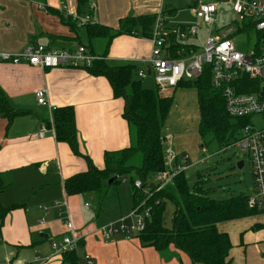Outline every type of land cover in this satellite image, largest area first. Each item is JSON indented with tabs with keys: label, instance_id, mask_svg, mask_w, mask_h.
I'll return each instance as SVG.
<instances>
[{
	"label": "crops",
	"instance_id": "obj_1",
	"mask_svg": "<svg viewBox=\"0 0 264 264\" xmlns=\"http://www.w3.org/2000/svg\"><path fill=\"white\" fill-rule=\"evenodd\" d=\"M162 10L161 0H89L82 7L76 0H0V50L18 52L32 44L71 49L89 42L92 52L108 63L137 66L145 64L150 52L139 27L108 41L106 35L88 36L80 18L87 16L90 24L116 29L128 15H152L155 20ZM41 88L51 106L72 107L78 150L96 167H103L105 151L126 147L132 140V128L122 117L123 100L113 95L105 77L81 67L0 63V89L14 108L26 110L9 123L0 116V176L5 184L0 204H19L8 211L0 229V264H69L50 247L52 240L69 234L66 217L82 237L76 264H86L84 253L94 264H190L185 257L178 261L172 251L160 253L142 246L133 235H101L99 228L126 214L130 200L126 211L105 221L97 215L100 210H85L83 194L65 193L64 180L86 170L87 163L50 130L38 136L42 124L50 128L52 124V111L36 101L35 92ZM176 163L184 165L178 158ZM39 205H48V212Z\"/></svg>",
	"mask_w": 264,
	"mask_h": 264
},
{
	"label": "trees",
	"instance_id": "obj_2",
	"mask_svg": "<svg viewBox=\"0 0 264 264\" xmlns=\"http://www.w3.org/2000/svg\"><path fill=\"white\" fill-rule=\"evenodd\" d=\"M88 1L76 0L77 6L82 7ZM153 22L152 15L137 17L128 15L120 20L116 29L96 23H86L84 27L88 36L106 35L109 41L114 35L134 33L136 27L140 28L141 35L147 36ZM84 45L90 49L89 42ZM185 46L187 48L192 46L197 50L193 43H187ZM137 67L131 63L109 64L104 56L93 60L91 66L86 67L90 75L105 77L113 95L122 98V117L132 128L131 143L118 150L105 151L103 167H96L88 156L78 150L72 107H56L52 111V126L56 140L66 142L72 153L83 155L87 163L86 170L64 180L65 193L74 195L93 192L96 193L100 204L110 184L133 173L141 186L135 187V180L132 181L130 177L133 183L130 209L143 200L151 207L143 230L133 235L142 246L151 247L160 253L172 251L178 261L185 257L190 264H229L230 241L226 233L217 230L216 223L261 213L264 209L259 206L250 207L249 196L243 193L217 200L209 197V188L206 190L201 185H194L191 189L183 170L173 176L171 183L154 192V186L158 183L157 174L166 169L165 137L161 133L160 125L171 105L172 96H161L158 89L144 87L141 79L137 78ZM181 85H193L197 91L200 135L212 134L222 147H226L230 140L235 141L239 136L238 131L248 118L231 117L227 114L220 88H215L211 83L209 65L203 66L197 78L181 81L177 86ZM24 113L26 110L14 108L0 89V116L9 123L15 116ZM151 178H154L153 182L150 181ZM4 189L5 184L0 176V194ZM166 199L175 204L171 227H166L162 219V205ZM17 205L19 204L6 207L0 204V229L8 211ZM259 227L264 229V225ZM81 241L82 238L78 241L79 246ZM79 246L75 250L61 252L64 259L69 260V264L78 262Z\"/></svg>",
	"mask_w": 264,
	"mask_h": 264
},
{
	"label": "built area",
	"instance_id": "obj_3",
	"mask_svg": "<svg viewBox=\"0 0 264 264\" xmlns=\"http://www.w3.org/2000/svg\"><path fill=\"white\" fill-rule=\"evenodd\" d=\"M231 2L235 20L232 24L217 30V35L210 36V31L201 46L194 50L192 46H185L188 38L197 39V30L192 26L170 27L164 24L160 11L153 22L150 33L145 36L150 43V52L145 59V67L138 68L137 78L143 80L152 76L157 89L165 91L175 88L181 81H191L197 78L204 65H209L211 83L220 88L224 98L225 111L231 117L248 118V121L239 130V136L232 143L245 150L248 155L250 171L253 178V193L248 198V205L264 207V0H218ZM217 2L200 3L195 7L196 16L204 23L212 25L215 21ZM89 17L80 18L82 25L88 23ZM251 31L255 35L254 43L246 52L237 49L232 38L234 35ZM173 36V37H172ZM100 58L86 45L78 44L75 48L49 49L42 44H32L21 51L10 52L0 50V63H27L40 68L56 66L90 67L93 60ZM146 67L149 68L147 72ZM246 89V90H245ZM39 105L46 106L50 111L56 107L51 106L47 99V92L41 88L35 92ZM253 117H259L260 123L254 124ZM50 130L47 124H42L38 136H43ZM174 162L175 170L165 169L156 176L158 183L154 192L161 190L166 184L172 182L173 176L183 169L176 163L173 151L168 147L165 150V164ZM140 187L139 180L134 182ZM151 196V194H150ZM156 200V202H158ZM54 206L66 203L54 202ZM47 213L48 205H39ZM150 205L145 200L130 209L117 221L107 223L99 228L103 237L122 234L126 238L139 233L145 226V219L149 217ZM40 218L39 222H43ZM65 227L69 232L58 240H52L50 247L55 253H61L78 248V241L82 238L77 234L69 219H65ZM86 264H94L91 255L84 253Z\"/></svg>",
	"mask_w": 264,
	"mask_h": 264
},
{
	"label": "rangeland",
	"instance_id": "obj_4",
	"mask_svg": "<svg viewBox=\"0 0 264 264\" xmlns=\"http://www.w3.org/2000/svg\"><path fill=\"white\" fill-rule=\"evenodd\" d=\"M210 1L217 2L215 21L211 26L195 14V7L198 4ZM161 7L166 26L186 25L196 28L197 39L188 38L187 41L192 40L198 46L204 43L209 31L210 36H216L217 30L232 24L236 17L231 2L218 0H161ZM232 38L237 49L246 52L247 48L254 43L255 35L251 31H243ZM109 63L115 64L112 61ZM137 66V68H144L145 64ZM141 83L146 88L157 89L152 76L141 80ZM158 94L172 96L171 105L161 122L160 130L165 137V149L169 147L180 162L187 161V164L181 165L190 188L192 189L194 185H201L206 190L209 188V197L217 200L226 199L237 193L251 196L254 187L246 151L233 144L232 140L226 147H222L212 134L200 135L195 87L181 85L167 88L162 92L158 91ZM252 122L259 124V117H253ZM238 161L243 162L241 168L236 166ZM176 168L174 162L166 164L168 170ZM130 177L132 181L137 180L135 174L130 173L116 183L110 184L100 204L96 193H82L85 196L82 204L86 203L88 206L85 210H93L95 213L100 210L97 215L99 219L105 221L116 214L118 216L121 211H126L127 201H132L133 183ZM199 180L201 181L198 182ZM150 181L153 182L154 178ZM4 195H7L6 191ZM162 206L163 223L166 227H171L175 204L166 199ZM84 219H87L86 214ZM86 225L87 223L83 227ZM260 225H264V210L261 213L216 223L217 230L226 233L230 241L229 264H264V229L259 227Z\"/></svg>",
	"mask_w": 264,
	"mask_h": 264
},
{
	"label": "water",
	"instance_id": "obj_5",
	"mask_svg": "<svg viewBox=\"0 0 264 264\" xmlns=\"http://www.w3.org/2000/svg\"><path fill=\"white\" fill-rule=\"evenodd\" d=\"M146 70H147V72H148V71H149V68L146 67ZM183 164H187V161H184V160H183ZM242 165H243V162H242V161H238V162L236 163V166H237L238 168H241ZM113 178L116 179V177H113ZM110 182H111V179L108 180V183H110Z\"/></svg>",
	"mask_w": 264,
	"mask_h": 264
}]
</instances>
